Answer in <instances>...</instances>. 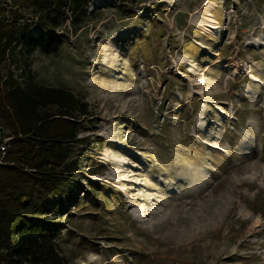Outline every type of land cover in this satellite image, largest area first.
<instances>
[{"label":"rangeland","instance_id":"obj_1","mask_svg":"<svg viewBox=\"0 0 264 264\" xmlns=\"http://www.w3.org/2000/svg\"><path fill=\"white\" fill-rule=\"evenodd\" d=\"M57 32L0 75L88 103L47 215L65 264H264V0H90Z\"/></svg>","mask_w":264,"mask_h":264},{"label":"trees","instance_id":"obj_2","mask_svg":"<svg viewBox=\"0 0 264 264\" xmlns=\"http://www.w3.org/2000/svg\"><path fill=\"white\" fill-rule=\"evenodd\" d=\"M31 5L38 15L37 34L19 17L7 18L0 0V64L10 49L30 54L57 53L64 38L57 28L71 17L79 24L88 15L90 0H13ZM88 103L73 91L41 85L29 79L21 84L10 72L0 75V127L12 137L0 163V264H65L57 237L64 225L49 219L50 200L69 184L78 169L71 161V142L83 131L79 116ZM3 136L0 137V141Z\"/></svg>","mask_w":264,"mask_h":264},{"label":"built area","instance_id":"obj_3","mask_svg":"<svg viewBox=\"0 0 264 264\" xmlns=\"http://www.w3.org/2000/svg\"><path fill=\"white\" fill-rule=\"evenodd\" d=\"M2 3H3V5L4 4L8 5L9 6L8 9L14 7L11 0H2ZM5 15L7 18H10L8 11H5ZM11 138L12 137H10V136H3L2 140L0 141V163H2V158H3L4 154L6 153V150H7L6 148H7L8 142Z\"/></svg>","mask_w":264,"mask_h":264}]
</instances>
